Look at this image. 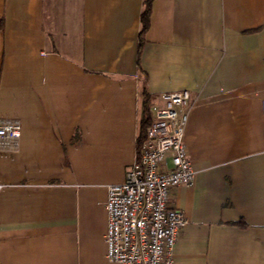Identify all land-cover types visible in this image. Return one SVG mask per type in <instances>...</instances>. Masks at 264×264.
<instances>
[{"label":"crops","instance_id":"1","mask_svg":"<svg viewBox=\"0 0 264 264\" xmlns=\"http://www.w3.org/2000/svg\"><path fill=\"white\" fill-rule=\"evenodd\" d=\"M143 4L0 0V119L22 123L0 147V264H117L108 186L137 160L146 96L184 90L197 175L171 191L175 264H264V0H155L139 64Z\"/></svg>","mask_w":264,"mask_h":264},{"label":"built area","instance_id":"2","mask_svg":"<svg viewBox=\"0 0 264 264\" xmlns=\"http://www.w3.org/2000/svg\"><path fill=\"white\" fill-rule=\"evenodd\" d=\"M160 98L164 106L151 108L147 139L125 181L108 186L105 243L112 263L175 264V246L188 223L184 212L171 206V191L192 186L197 175L184 143L191 94L184 90ZM21 133L19 119H0L1 148L16 143Z\"/></svg>","mask_w":264,"mask_h":264},{"label":"trees","instance_id":"3","mask_svg":"<svg viewBox=\"0 0 264 264\" xmlns=\"http://www.w3.org/2000/svg\"><path fill=\"white\" fill-rule=\"evenodd\" d=\"M155 0H144L143 4V11L141 15V33L139 39V64H140V57L142 53L143 46L146 41V34L151 26V16L153 11V3ZM5 29V21L4 19L0 20V31ZM150 97L147 95L146 100L144 103V118L141 122V132L138 141V152L142 149L144 142L147 139V128L151 125L153 121L152 113H151V106H150ZM237 224L241 227H247V223L244 220L239 221Z\"/></svg>","mask_w":264,"mask_h":264}]
</instances>
